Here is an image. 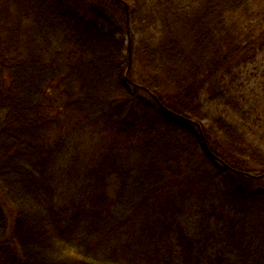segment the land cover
I'll list each match as a JSON object with an SVG mask.
<instances>
[{"label": "trees", "instance_id": "trees-1", "mask_svg": "<svg viewBox=\"0 0 264 264\" xmlns=\"http://www.w3.org/2000/svg\"><path fill=\"white\" fill-rule=\"evenodd\" d=\"M262 54L264 0H0V264H264Z\"/></svg>", "mask_w": 264, "mask_h": 264}, {"label": "rangeland", "instance_id": "rangeland-1", "mask_svg": "<svg viewBox=\"0 0 264 264\" xmlns=\"http://www.w3.org/2000/svg\"><path fill=\"white\" fill-rule=\"evenodd\" d=\"M128 39V36H126ZM250 85L258 89L259 93L263 92L264 88V54L258 57V62L251 72ZM264 93V92H263Z\"/></svg>", "mask_w": 264, "mask_h": 264}]
</instances>
